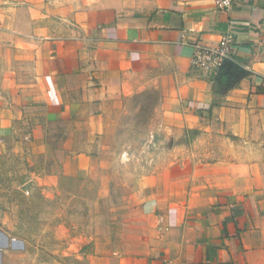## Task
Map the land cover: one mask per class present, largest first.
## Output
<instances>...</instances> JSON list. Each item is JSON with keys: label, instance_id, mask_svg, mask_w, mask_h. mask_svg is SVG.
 Returning a JSON list of instances; mask_svg holds the SVG:
<instances>
[{"label": "crops", "instance_id": "obj_1", "mask_svg": "<svg viewBox=\"0 0 264 264\" xmlns=\"http://www.w3.org/2000/svg\"><path fill=\"white\" fill-rule=\"evenodd\" d=\"M228 34L235 62L195 70L194 46ZM263 77L264 0H0L2 143L28 101L106 133L116 99L159 91L169 166L142 181L146 238L90 264H264ZM3 227L0 264L15 249Z\"/></svg>", "mask_w": 264, "mask_h": 264}, {"label": "rangeland", "instance_id": "obj_2", "mask_svg": "<svg viewBox=\"0 0 264 264\" xmlns=\"http://www.w3.org/2000/svg\"><path fill=\"white\" fill-rule=\"evenodd\" d=\"M21 78L33 88L29 70ZM116 103L113 126L98 133L88 116L28 101L0 139V233L10 229L15 244L5 264H90L146 238L142 181L169 166L157 146L161 97L149 89Z\"/></svg>", "mask_w": 264, "mask_h": 264}, {"label": "built area", "instance_id": "obj_3", "mask_svg": "<svg viewBox=\"0 0 264 264\" xmlns=\"http://www.w3.org/2000/svg\"><path fill=\"white\" fill-rule=\"evenodd\" d=\"M221 11H230L237 0H215ZM192 67L205 73H219L227 62L236 60V40L233 35L228 34L214 46L198 43L194 46ZM264 78V77H263Z\"/></svg>", "mask_w": 264, "mask_h": 264}]
</instances>
